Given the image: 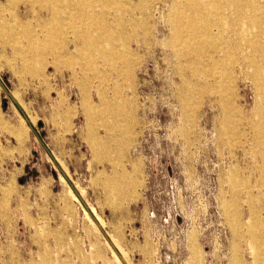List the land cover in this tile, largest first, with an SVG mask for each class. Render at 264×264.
Returning <instances> with one entry per match:
<instances>
[{
	"label": "rangeland",
	"instance_id": "rangeland-1",
	"mask_svg": "<svg viewBox=\"0 0 264 264\" xmlns=\"http://www.w3.org/2000/svg\"><path fill=\"white\" fill-rule=\"evenodd\" d=\"M0 264H264V0H0Z\"/></svg>",
	"mask_w": 264,
	"mask_h": 264
}]
</instances>
